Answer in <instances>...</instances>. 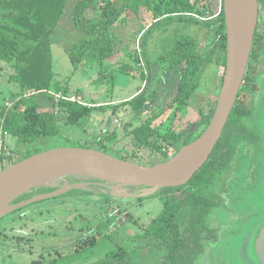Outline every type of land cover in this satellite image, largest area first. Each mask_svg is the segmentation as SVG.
I'll list each match as a JSON object with an SVG mask.
<instances>
[{"label":"rangeland","instance_id":"obj_1","mask_svg":"<svg viewBox=\"0 0 264 264\" xmlns=\"http://www.w3.org/2000/svg\"><path fill=\"white\" fill-rule=\"evenodd\" d=\"M220 8L221 0H213L206 13L212 16L218 13ZM69 19L63 20L53 34L54 83L62 85L59 91L68 93L70 90L64 84L69 82L72 91L79 89L83 94V103L93 102L98 105L129 100L146 85L151 95L146 107L139 112L134 111L131 105L95 111L98 112L97 115H103V122L94 127L84 128L85 120L80 125L72 126L66 122L67 114L62 113L61 134L40 138L30 151L34 148L41 152L61 147L90 146L137 164L151 165L153 157L150 148L137 147L131 131L152 118L159 108H167L177 92L181 70L173 68L163 59L174 48L177 35H187L203 46L209 41L208 30L200 23L176 22L164 29H157L142 43L144 23L138 19L129 20L127 27L117 29L121 41L115 48L110 64H94L74 72L68 48L81 34L80 31L73 30V23H70ZM214 36V33H210V38L213 39ZM1 63L0 109H8L24 92L13 80L15 69L11 63ZM138 70L143 71L145 76H136L135 72ZM223 71L224 68L215 61L208 62L199 79V87L190 97L187 106L178 117L175 115V119L171 114L172 120L174 119L172 127L183 135L178 145L189 135H197L207 127L203 128L202 122L195 120L200 119L201 112L209 116L215 111ZM148 76H151V79L147 83ZM243 85L250 88L252 98L260 102L263 78L260 75L251 76L249 82ZM153 91L155 93L152 95ZM57 92L58 89L53 87L50 95H38L36 100L39 110H59V100L55 95ZM253 121H259L256 114L243 120L244 124L251 125ZM114 129L118 138L106 139L104 142L107 150H103L100 139H105ZM233 131L236 132L237 129L234 128ZM233 131L231 129L230 133L233 134ZM8 143L13 157L22 160L23 154L20 150L23 146L19 144L18 139L10 134ZM25 151L28 149L24 148L23 152ZM263 153L264 143L255 146L250 141H238L229 163L220 172H212L209 175L207 190L214 192L218 205L213 207L207 216V223L215 229L218 239H204L205 252L197 258L200 264H222L221 257L228 251L226 247L232 238L231 235L238 233L241 225L253 216L250 210L254 209L248 207L246 201L256 199L260 205L264 203ZM76 181L74 179L71 183L77 184ZM53 188L58 187H34L29 193L26 192L11 202V205H23L0 218V264H51L58 254L66 258H59L57 264H88L104 258L117 244L133 251L134 264L151 262L163 254V251L158 249L135 252L136 247L148 242L144 237V226L163 208L159 197L160 190L147 194L145 187H125L118 192L133 193L139 190L142 194L124 198L112 192V189L104 187L94 186L88 190L93 193L84 194L78 188H70L57 195L51 194ZM188 190L189 186L184 189V193ZM140 196H149L150 199L141 201ZM33 198L36 199L29 202ZM112 213H115V217L109 219L102 227L103 221L105 222ZM121 218L125 222L122 223ZM107 231L113 233L111 238L105 236ZM92 238L97 240L94 247L91 245ZM237 245L233 247L234 258L239 250Z\"/></svg>","mask_w":264,"mask_h":264},{"label":"trees","instance_id":"obj_2","mask_svg":"<svg viewBox=\"0 0 264 264\" xmlns=\"http://www.w3.org/2000/svg\"><path fill=\"white\" fill-rule=\"evenodd\" d=\"M212 1L0 0V61L11 63L15 69L13 80L24 92L12 107L1 108L0 116L3 118L4 130L17 138L19 144L23 146L20 150L23 158L40 153L37 148L30 151L40 138L61 134L62 113L67 114L68 124L80 125L95 111H105L115 106L131 105L134 111L139 112L146 107L151 95L146 85L133 98L115 104L92 105L62 98L59 100V110L56 112L39 110L36 100L38 95H50L53 87H56L58 91L62 89V85L54 83L52 36L61 22L69 18L70 23H73V30L80 31L81 34L80 38L68 48L74 72L94 64H103L111 58L121 41L117 29L131 19H139L145 23V31L141 35L142 43H145L149 35L157 29H164L176 22L200 23L206 28L209 41L203 46L187 35H177L174 48L163 57L173 68L181 70L177 92L167 108H159L152 118L131 131L137 147L150 148V154L153 157L151 165L166 161L170 152L172 154L177 152L181 147L199 137L201 131L197 135H189L181 145H178L183 135L172 125L175 115L178 117L181 114L190 97L199 87V79L207 63L215 61L225 70L227 26L224 2L221 0L219 12L211 16L206 13V9L210 8ZM210 33L215 34L213 39L210 38ZM147 64L149 66L150 62L148 61ZM135 73H137L136 76H145L141 70ZM150 79L151 76H148L147 83ZM68 85L69 82L64 84L66 88ZM154 93L153 91L152 95ZM244 96L245 93L241 89L223 136L210 159L191 181L181 187L165 188L160 191L159 197L163 202V208L144 226V237L148 239V242L136 247L135 252L158 249L163 251V254L145 264L155 262V264H200L197 258L205 252L204 239L217 241V232L207 223V216L210 215L213 207L218 205L214 192L207 190L208 178L212 172H220L229 163L237 141L243 137L230 132L232 122L235 120L241 122L250 113L244 106L246 102ZM216 104L217 101H215V107ZM213 113L205 116L201 112L200 119L195 122L201 121L205 128ZM171 114L174 115L173 120ZM116 138H118L116 132H111L105 139L101 138L102 149L105 150L107 147L104 142L106 139ZM24 148L28 151L23 152ZM17 161L20 160L12 159V162L4 168ZM187 186L189 190L184 193ZM139 199L144 201L150 197L140 196ZM113 217L115 215H109L101 226L106 225V222ZM123 222L125 220H122ZM105 236L111 238L113 233L107 231ZM91 245L93 247L97 245L95 238H92ZM58 261L59 259H54L51 264H57ZM88 264H134L133 251L117 244L106 253L104 258Z\"/></svg>","mask_w":264,"mask_h":264},{"label":"water","instance_id":"obj_3","mask_svg":"<svg viewBox=\"0 0 264 264\" xmlns=\"http://www.w3.org/2000/svg\"><path fill=\"white\" fill-rule=\"evenodd\" d=\"M223 2L227 26L226 66L215 111L199 137L181 147L166 161L155 165L137 164L85 146L61 147L23 158L0 170V218L10 212L2 213L4 204H11L32 188L66 174L85 175L97 180L90 184L118 191L125 187H145L147 194L188 184L210 159L223 136L245 80L257 31L258 0ZM84 185L80 182L68 189ZM58 193H62L60 189L51 194ZM116 194L131 198L141 195L142 191ZM21 205H13V209ZM242 254L244 264H264V215L252 225Z\"/></svg>","mask_w":264,"mask_h":264},{"label":"flooded vegetation","instance_id":"obj_4","mask_svg":"<svg viewBox=\"0 0 264 264\" xmlns=\"http://www.w3.org/2000/svg\"><path fill=\"white\" fill-rule=\"evenodd\" d=\"M258 3H259V11H258L257 31L255 34L252 53H251V57H250V61H249L248 69H247V71L248 70L249 71H248L247 77L244 80V83L249 82V77L260 75V77L263 78L261 98H260V102L258 101L256 102L255 99L252 98L250 88L243 85L241 89H243V92L245 93L244 98H246V102L244 106L247 108V110L250 111V113H248L246 117L242 119L241 122H236V120L234 119L235 121L232 122V127H231L232 131L234 128L237 129L236 132L233 131L234 135L238 137L241 135L243 136L242 138L238 140L239 142H241L242 140L250 141L255 146L257 145L260 146L262 143H264V0H258ZM256 108L258 109V111H256ZM253 114H256V116H258V119H259L258 123H255L253 121L254 123L250 122V123H253L252 125L249 123L244 124L243 120ZM76 182L80 183L81 181L77 180ZM84 182H87V185H89V187L84 186L85 188L84 187L78 188L79 190L84 191L82 192L83 194L93 193V192H89L88 190L92 189V187L94 186L103 187V186H98L96 184H90L91 182H97V180L95 179L89 178V179H86ZM55 187H58V186H55ZM59 189H60L59 187L53 188L51 192L53 193ZM262 191L264 192V183H262ZM246 202H247L246 204L248 207H251L252 209H254V211L250 210V213L252 212L253 216L249 218L246 223L241 225V230L238 233H236L235 235H231L232 238L229 240V242L227 243V247H226L228 251L226 250L227 252L225 254L223 252L225 256L222 255L221 257L222 264H240L242 262V255H243L242 251H243L245 238L250 233V229L252 225L258 220H260L264 215V210H263L264 203H261L260 205L256 199L252 201H246ZM112 214L115 215V213H112ZM235 244H238L237 249L239 247V250L237 252V256L234 258L233 256H234L235 250L233 249V247ZM59 257L60 255L58 254V256L55 257V259H59ZM60 258H66V256H63L61 254Z\"/></svg>","mask_w":264,"mask_h":264},{"label":"built area","instance_id":"obj_5","mask_svg":"<svg viewBox=\"0 0 264 264\" xmlns=\"http://www.w3.org/2000/svg\"><path fill=\"white\" fill-rule=\"evenodd\" d=\"M58 100L62 98H66L71 101H82V97L72 93H63V91H58L57 94ZM10 137V133L3 128V118L0 120V170L5 167L6 164L12 162V159H17V157H13L11 150H9L8 138ZM170 155H173L172 153Z\"/></svg>","mask_w":264,"mask_h":264},{"label":"bare ground","instance_id":"obj_6","mask_svg":"<svg viewBox=\"0 0 264 264\" xmlns=\"http://www.w3.org/2000/svg\"><path fill=\"white\" fill-rule=\"evenodd\" d=\"M88 178L89 177H87L85 175H81V174H66V175L58 176V177H56L52 180H49L43 184L44 185H50V186H58L60 188V192H64L73 184V183H71V181L74 179L80 180L83 184H85L84 186L89 187V185H87L86 182H84ZM106 183L108 184L109 182H106ZM112 192L121 193V192H118V190H116L114 188L112 189ZM36 198H39V197H36ZM13 208H14L13 205L6 203V204H4V206L2 208V213H7L8 211H11Z\"/></svg>","mask_w":264,"mask_h":264},{"label":"crops","instance_id":"obj_7","mask_svg":"<svg viewBox=\"0 0 264 264\" xmlns=\"http://www.w3.org/2000/svg\"><path fill=\"white\" fill-rule=\"evenodd\" d=\"M131 20H133V19H131ZM138 21H139V19H138ZM141 21V20H140ZM131 22V21H130ZM140 23H142V22H140ZM145 24V23H144ZM129 25V22L127 23V24H125V25H123V26H121V28H125V27H127ZM52 41H53V36H52ZM0 62H2L1 64H4L3 63V61H0ZM111 63V58L110 59H108V60H106V61H104V63H103V66H105L106 64H110ZM96 66V65H95ZM54 71H55V66H54ZM17 84V83H16ZM69 86L70 85H68V89L70 90L68 93H72V94H76V95H78V96H82L83 94H81V92L79 91V89H76V90H71L70 88H69ZM68 91V90H67ZM86 94H90V93H86ZM85 94V95H86ZM124 101V100H123ZM121 102V101H120ZM118 103V102H117ZM88 104H92V105H98V104H95V103H93V102H91V103H88ZM108 110V109H107ZM106 111V110H105ZM99 112V111H98ZM98 112H94V113H92L88 118H86L85 119V125H84V128H87V126H89V127H94V126H96L97 124H101V122H103L102 120H103V115H97V113ZM73 126V125H72ZM109 127H110V125H109ZM83 128V127H82ZM84 130V129H83ZM112 132H116V129H114ZM117 133V132H116ZM117 135H118V133H117Z\"/></svg>","mask_w":264,"mask_h":264}]
</instances>
